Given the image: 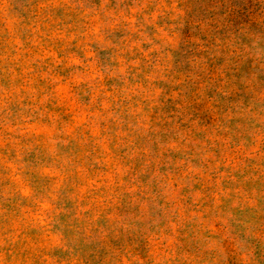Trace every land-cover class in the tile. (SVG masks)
Instances as JSON below:
<instances>
[{
  "label": "clouds",
  "instance_id": "9594fccd",
  "mask_svg": "<svg viewBox=\"0 0 264 264\" xmlns=\"http://www.w3.org/2000/svg\"><path fill=\"white\" fill-rule=\"evenodd\" d=\"M0 264H264V0H0Z\"/></svg>",
  "mask_w": 264,
  "mask_h": 264
}]
</instances>
